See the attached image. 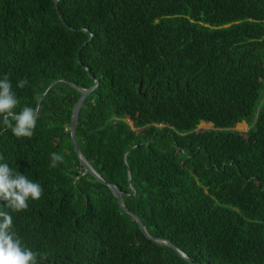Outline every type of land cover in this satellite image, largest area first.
Wrapping results in <instances>:
<instances>
[{"label": "trees", "instance_id": "obj_1", "mask_svg": "<svg viewBox=\"0 0 264 264\" xmlns=\"http://www.w3.org/2000/svg\"><path fill=\"white\" fill-rule=\"evenodd\" d=\"M58 6L0 0V78L16 112L39 111L31 138L0 122V163L43 188L22 212L0 200L13 231L44 264H264V0ZM97 82L78 119L81 153L152 238L71 140L73 85ZM52 152L64 158L55 168Z\"/></svg>", "mask_w": 264, "mask_h": 264}, {"label": "clouds", "instance_id": "obj_2", "mask_svg": "<svg viewBox=\"0 0 264 264\" xmlns=\"http://www.w3.org/2000/svg\"><path fill=\"white\" fill-rule=\"evenodd\" d=\"M27 78L20 79L18 88H25ZM19 100L12 90L8 74L0 78V122L11 129L17 138H31L39 116L38 108L25 105L19 112L15 109ZM14 122V123H13ZM50 167L55 168L64 162L63 156L50 153ZM4 158L0 155V161ZM43 195L40 183L30 180L25 174L14 170L8 163H0V200L6 201L11 212L28 209V201L39 200ZM13 216L9 211L0 210V264H44L45 254L33 251L26 246L19 235L13 231Z\"/></svg>", "mask_w": 264, "mask_h": 264}, {"label": "water", "instance_id": "obj_3", "mask_svg": "<svg viewBox=\"0 0 264 264\" xmlns=\"http://www.w3.org/2000/svg\"><path fill=\"white\" fill-rule=\"evenodd\" d=\"M58 2L59 0H55V5H56V10L58 12V14L60 15V12H59V6H58ZM61 20H63V18L60 16ZM91 37H93V35H91ZM87 43V42H86ZM86 43L84 44V46L86 45ZM98 82L96 83L95 86H93L92 88L90 89H84V88H79V87H76L75 85H73L75 88H77L79 90V92H81V97L79 98L75 108H74V111H73V114H72V118H71V140L73 142V145L75 147V150L78 154V158H79V161L81 163V165L84 167V170H85V173H91L93 174L100 182L104 183V184H107L113 194L116 196V198L118 199L119 203H120V206L121 208L127 212L129 215H131L133 218H135L142 230V232L149 238H152L148 235V232L144 226V224L142 223L141 219L139 218V216H137L134 212H132L131 210H129L124 204H123V198H124V194L122 192H120L118 190V188L113 185V184H108L93 168L92 166L85 160V158L83 157L82 153H81V150H80V147H79V144H78V141H77V135H76V129H77V124H78V119H79V115H80V111H81V108L87 98V96L90 94V92H92L95 87L97 86ZM43 99V98H42ZM42 99H40L39 101V104L38 106H40L41 102H42ZM200 128V127H199ZM163 242H165L166 244H168L169 246H171L172 248L174 249H177L175 247L174 244H172L170 241H167V240H161ZM177 251L183 256L184 259H186L188 262L192 263V261L190 260V258L184 254L182 251H180L179 249H177Z\"/></svg>", "mask_w": 264, "mask_h": 264}, {"label": "rangeland", "instance_id": "obj_4", "mask_svg": "<svg viewBox=\"0 0 264 264\" xmlns=\"http://www.w3.org/2000/svg\"><path fill=\"white\" fill-rule=\"evenodd\" d=\"M213 125L212 124H207V123H203L200 125L199 129H213ZM235 130L243 132V133H247L250 130V126L247 123H242V124H238L235 128Z\"/></svg>", "mask_w": 264, "mask_h": 264}]
</instances>
